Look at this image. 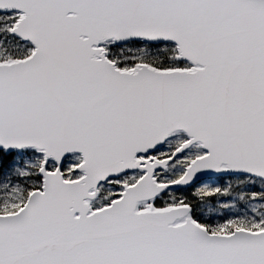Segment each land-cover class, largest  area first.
<instances>
[{
	"label": "snow or ice",
	"instance_id": "obj_1",
	"mask_svg": "<svg viewBox=\"0 0 264 264\" xmlns=\"http://www.w3.org/2000/svg\"><path fill=\"white\" fill-rule=\"evenodd\" d=\"M0 264H264V0H0Z\"/></svg>",
	"mask_w": 264,
	"mask_h": 264
}]
</instances>
